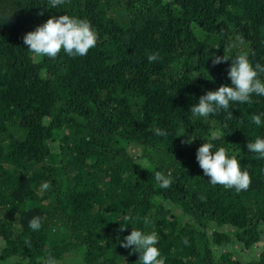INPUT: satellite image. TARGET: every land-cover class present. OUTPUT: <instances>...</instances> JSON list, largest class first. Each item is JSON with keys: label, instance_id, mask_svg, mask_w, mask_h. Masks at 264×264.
<instances>
[{"label": "trees", "instance_id": "trees-1", "mask_svg": "<svg viewBox=\"0 0 264 264\" xmlns=\"http://www.w3.org/2000/svg\"><path fill=\"white\" fill-rule=\"evenodd\" d=\"M47 7L0 0V264H40L46 255L62 264H140L119 244L133 226L159 234L166 264H264V160L246 147L264 136V126L250 124L264 97L231 117L189 112L207 90L230 84V61L213 65L215 56L247 52L264 65V0ZM63 14L89 22L96 46L85 56L36 58L23 35ZM212 128L249 172L247 190L204 176L196 150ZM155 171L170 175L169 188Z\"/></svg>", "mask_w": 264, "mask_h": 264}, {"label": "clouds", "instance_id": "clouds-1", "mask_svg": "<svg viewBox=\"0 0 264 264\" xmlns=\"http://www.w3.org/2000/svg\"><path fill=\"white\" fill-rule=\"evenodd\" d=\"M65 3V0H48L51 9H57ZM23 44L36 58L47 57L55 59L63 53L70 56H85L90 49L97 44V34L86 20L70 16L68 14L53 15L44 23L37 25L34 30L23 35ZM156 55H149L148 60L155 61ZM230 61L227 69V78L230 84H222L216 90H207L196 103L190 106L189 112L195 119H207L212 115L227 112L232 115V109L237 105L250 104L253 97H264V65L253 64L247 52H240L234 56H215L212 64H220ZM250 124L257 128L264 126V111L252 114ZM155 135H166V130L154 128ZM185 134V133H184ZM181 134V135H184ZM179 135V136H181ZM224 132L220 128H212L203 143L196 150V161L202 169L204 176L208 177L212 185H221L240 192L249 188L251 179L249 172L242 169L240 160L231 155L229 150L218 144L224 140ZM189 136L186 143H191ZM248 152L256 154V158L264 160V136H256L246 145ZM150 161H141V168L148 169ZM154 179L161 189H167L172 183L170 175L162 171L154 172ZM48 182H43L41 188L47 190ZM125 222L129 217L125 215ZM119 223V222H118ZM148 223V221H145ZM128 225H132L128 223ZM120 231L126 226L119 223ZM32 230H40L42 221L40 217H33L29 221ZM160 236L156 231H145L132 227L130 234L119 240L121 247L138 253L140 264H166V258L158 248ZM187 243V241H185ZM40 264H62L60 258L55 255L42 256Z\"/></svg>", "mask_w": 264, "mask_h": 264}]
</instances>
